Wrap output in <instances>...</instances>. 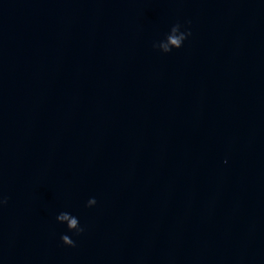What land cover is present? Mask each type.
<instances>
[{"label":"water","instance_id":"95a60500","mask_svg":"<svg viewBox=\"0 0 264 264\" xmlns=\"http://www.w3.org/2000/svg\"><path fill=\"white\" fill-rule=\"evenodd\" d=\"M4 198L0 264H264V0H0Z\"/></svg>","mask_w":264,"mask_h":264},{"label":"clouds","instance_id":"9594fccd","mask_svg":"<svg viewBox=\"0 0 264 264\" xmlns=\"http://www.w3.org/2000/svg\"><path fill=\"white\" fill-rule=\"evenodd\" d=\"M182 25L177 22L170 27L169 32L165 35L163 40H160L158 43H153L154 48H159L162 52H170L173 48H180L183 41L191 35L190 30L185 29L181 31ZM7 198H4L0 203H6ZM96 203L94 197H90L86 202V207L93 206ZM56 220L59 222L66 223L68 230L73 231L75 235H79L84 231V228L80 225L79 220L76 216L71 215L68 212H60L56 216ZM63 244L68 246H75V241L71 239L68 235L62 234L60 237Z\"/></svg>","mask_w":264,"mask_h":264}]
</instances>
